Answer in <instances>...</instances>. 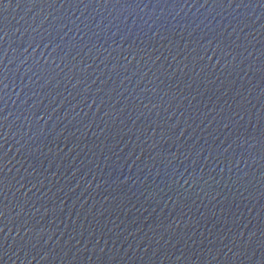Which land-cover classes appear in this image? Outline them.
Masks as SVG:
<instances>
[{
  "label": "water",
  "instance_id": "water-1",
  "mask_svg": "<svg viewBox=\"0 0 264 264\" xmlns=\"http://www.w3.org/2000/svg\"><path fill=\"white\" fill-rule=\"evenodd\" d=\"M0 264H264V0H0Z\"/></svg>",
  "mask_w": 264,
  "mask_h": 264
}]
</instances>
